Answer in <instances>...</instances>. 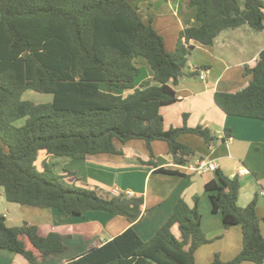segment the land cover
I'll list each match as a JSON object with an SVG mask.
<instances>
[{"label": "trees", "instance_id": "obj_1", "mask_svg": "<svg viewBox=\"0 0 264 264\" xmlns=\"http://www.w3.org/2000/svg\"><path fill=\"white\" fill-rule=\"evenodd\" d=\"M241 1L188 0L200 26L181 31L176 50L169 52L153 18L146 22L139 12V4L147 2L151 8L153 0H0V188L6 200L54 208L68 218L103 210L131 224L140 222L144 197L70 183L67 178L74 173H56L47 160L38 163L39 154L84 160L123 155L117 141L144 140L151 152L152 142L164 141L174 163L181 164L197 156L179 140L181 135L194 134L209 145L218 142L209 127H188L187 115L182 127L167 130L161 108L178 101L175 88L183 76L199 72L185 71L195 49L191 42L210 46L223 31L243 25L264 31V1L244 0L243 5ZM139 58L151 68L155 82L137 87L142 74ZM247 74L252 80L246 88L217 92L215 103L229 116L264 122V50ZM27 90L53 94L54 100L46 104L23 100ZM24 117L26 123L15 126ZM225 133L221 141L231 136L230 129ZM158 172L180 174L163 168ZM217 176L218 181L206 185L212 210L222 213L226 230L241 226L243 249L228 262L216 254L210 264H264L258 197L241 207L240 177L220 170ZM198 200L195 196L191 207L180 198L147 241L130 227L64 264H196V252L210 243ZM67 238L55 232L41 236L28 222L9 227L0 213V250L21 255L30 264L67 250Z\"/></svg>", "mask_w": 264, "mask_h": 264}, {"label": "crops", "instance_id": "obj_2", "mask_svg": "<svg viewBox=\"0 0 264 264\" xmlns=\"http://www.w3.org/2000/svg\"><path fill=\"white\" fill-rule=\"evenodd\" d=\"M144 3L146 7L139 4L143 20L153 18V27L163 36L169 52L176 50L181 31L188 26H200L196 19L197 10L188 5V0H155L151 8L147 2ZM190 44L195 49L186 72H199L195 77L183 76L175 88L178 101L161 108L165 128L182 127L187 115L188 127H209L219 136V141L213 145L194 134H183L179 140L196 150L197 156L193 162L198 159L213 161L226 176L240 177L241 207L248 206L255 196L258 197L256 210L264 235V122L229 116L215 103L217 92L235 93L249 85L252 75L247 71L255 67L264 50V31L254 32L248 25H243L223 31L213 45ZM144 64L147 74L143 75L142 70L137 87L145 81L155 82L153 71L146 62ZM201 71L206 74L205 80L199 77ZM226 128L230 129L231 136L221 141L226 135ZM116 147L123 155L100 154L84 160L57 157L41 151L38 163L47 160L58 174L74 173L67 181L81 187L101 186L116 193L144 197L142 220L138 223L131 224L127 219L103 210L68 218L54 208L38 209L7 202L4 192L0 193L4 198L0 201V207H7L3 214L9 227L28 222L38 227L41 236L55 232L69 237L66 240L67 250L52 254L39 264H64L92 247L102 246L130 227L147 241L168 220L180 198L192 207L195 196L199 197L202 229L210 240L196 252V257L200 255L196 258V264L198 259H202L203 264H210L216 254L228 262L243 249L241 226L235 225L226 230L222 213L212 210L211 192L207 191L206 185L213 180L218 181L217 172L204 175L191 173L186 165L174 163L168 144L164 141L152 142V152L144 140H132L126 144L117 141ZM162 168L176 170L180 174L158 172ZM174 233L179 235L177 228ZM16 258V253L0 250V264H8Z\"/></svg>", "mask_w": 264, "mask_h": 264}, {"label": "rangeland", "instance_id": "obj_3", "mask_svg": "<svg viewBox=\"0 0 264 264\" xmlns=\"http://www.w3.org/2000/svg\"><path fill=\"white\" fill-rule=\"evenodd\" d=\"M153 1L155 2V0H153ZM243 3H244V0L241 1L242 5H243ZM141 4L144 5V7H146L145 3H141ZM142 5H141V8H142ZM141 16H143V15H141ZM146 22H148V21H146ZM167 38H169L168 35H167ZM190 59H191V57H189V60ZM140 62H141L142 70H143V75L147 74V69H146V66L144 64L146 61L141 58ZM185 71H187V69ZM23 100L35 102V103H38V104H46V103H50V102H52L54 100V95L53 94L38 93V92H35L33 90H27L23 94ZM26 121H27V117L21 118V119H19V120H17L15 122V126H18V127L23 126L26 123ZM2 146H3V143L0 140V147H2ZM57 157H62V156H57ZM56 168H57V164H56ZM2 192H4V189L0 188V193H2ZM2 198L3 197L0 196V201H1ZM6 210H7V207H5V206L0 207V213L1 214L5 213ZM198 257H200V255H198L196 258H198ZM201 260L202 259H198V264H203L201 262ZM10 262H12L11 264H30L23 256L18 255V254H17V258L15 260L13 259L12 261H9L8 264H10Z\"/></svg>", "mask_w": 264, "mask_h": 264}, {"label": "built area", "instance_id": "obj_4", "mask_svg": "<svg viewBox=\"0 0 264 264\" xmlns=\"http://www.w3.org/2000/svg\"><path fill=\"white\" fill-rule=\"evenodd\" d=\"M199 77L201 80H205L206 74L203 71H201ZM182 165H186L187 170L190 171L191 173H196L200 175H204L207 173H216L218 170V164L216 162L208 161L205 159H198V161L196 162L195 161L186 162V164L181 163L180 166ZM128 195L131 196L130 194Z\"/></svg>", "mask_w": 264, "mask_h": 264}]
</instances>
